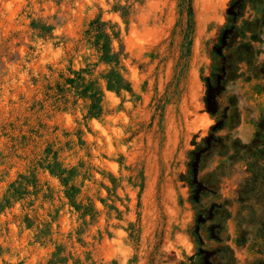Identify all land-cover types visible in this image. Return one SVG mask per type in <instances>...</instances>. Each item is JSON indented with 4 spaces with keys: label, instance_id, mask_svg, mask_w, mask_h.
<instances>
[{
    "label": "rangeland",
    "instance_id": "rangeland-1",
    "mask_svg": "<svg viewBox=\"0 0 264 264\" xmlns=\"http://www.w3.org/2000/svg\"><path fill=\"white\" fill-rule=\"evenodd\" d=\"M229 3L0 0V264H264V0L222 39Z\"/></svg>",
    "mask_w": 264,
    "mask_h": 264
},
{
    "label": "trees",
    "instance_id": "trees-1",
    "mask_svg": "<svg viewBox=\"0 0 264 264\" xmlns=\"http://www.w3.org/2000/svg\"><path fill=\"white\" fill-rule=\"evenodd\" d=\"M258 1L259 0H230L229 6L227 8V23L224 26L222 30L223 32L220 37L222 39H225L229 35H231L233 37L241 36L245 38L246 37L245 25L248 23L246 21H243L242 26H238L237 22L239 18L243 15L246 3H250L253 8H256L255 4ZM263 10L264 8L261 9V17L255 18L253 20L254 22H250L252 26H254V28L249 29L250 32L252 33L250 36L251 39H255L257 37V35L260 33L261 26L264 25ZM205 80H206V92L204 96L205 106L206 109L211 114H215L218 111V107H219L218 97H219L220 89L222 88L223 85L222 74L221 75L212 74V77L206 78ZM224 118H227V115H222L220 121L223 122ZM220 121H218L217 123H220ZM217 123L215 126H212L211 128L212 132L215 131L217 127H220L222 124H224V123H220L221 125H218Z\"/></svg>",
    "mask_w": 264,
    "mask_h": 264
}]
</instances>
